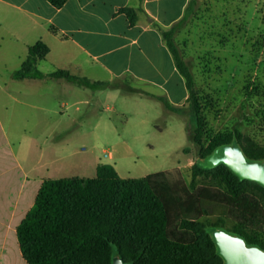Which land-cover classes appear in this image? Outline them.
Listing matches in <instances>:
<instances>
[{"label": "rangeland", "instance_id": "1", "mask_svg": "<svg viewBox=\"0 0 264 264\" xmlns=\"http://www.w3.org/2000/svg\"><path fill=\"white\" fill-rule=\"evenodd\" d=\"M176 42L192 71L208 130L216 134L239 129L264 147V0H198ZM20 67V59L13 57L11 64H0V119L15 149L29 163L41 162L40 173L46 174L44 167L58 160L47 178L93 177L99 164H109L123 178L177 168L191 189L213 184L212 174L193 177L196 152L187 135L194 118L186 107L173 113L146 95L51 79L29 99L56 108L44 121L43 114L18 101L20 82L11 74ZM39 69L54 68L45 61ZM112 82L124 86L120 78ZM132 86L147 89L137 82ZM65 111L71 117L59 119ZM53 134V141L46 143ZM243 188L264 206V192L253 183Z\"/></svg>", "mask_w": 264, "mask_h": 264}, {"label": "trees", "instance_id": "2", "mask_svg": "<svg viewBox=\"0 0 264 264\" xmlns=\"http://www.w3.org/2000/svg\"><path fill=\"white\" fill-rule=\"evenodd\" d=\"M60 8L67 0H48ZM198 0H189L181 19L162 37L175 65L184 77L189 97L174 106L165 96L151 95L173 113L186 107L194 118L188 142L195 147L193 177L212 174L213 184L191 189L179 169L123 178L109 164H99L93 177L70 176L44 179L34 203L16 227L23 258L28 264H113L120 257L126 264H225L212 232L224 229L241 236L248 245L264 250V206L246 192L244 183L226 165L204 167L217 148L237 142L248 160H264V147L239 129L212 133L202 101L194 91L190 66L176 42V34L196 12ZM131 23L136 17L127 11ZM48 47L41 41L30 46L13 77L65 80L92 90L141 91L131 77L120 78L124 86L93 81L67 70L41 72L38 61ZM138 83V82H137Z\"/></svg>", "mask_w": 264, "mask_h": 264}, {"label": "crops", "instance_id": "3", "mask_svg": "<svg viewBox=\"0 0 264 264\" xmlns=\"http://www.w3.org/2000/svg\"><path fill=\"white\" fill-rule=\"evenodd\" d=\"M188 2L67 0L56 8L48 0H0V64H11L12 57L22 64L28 48L41 41L49 52L38 61V69L42 62L49 61L54 68L51 72L67 70L93 81L112 82L128 76L147 87L140 95L165 96L180 107L187 103L189 91L162 30L183 17ZM127 11L136 17L134 23ZM14 72L12 80H18ZM49 80H18V101L43 114L44 121L49 119L46 115L57 113L56 108L29 99L37 94L35 88H42ZM60 82L62 88L69 87ZM69 88L73 92V87ZM3 90L11 95L8 89ZM66 104L61 102L62 106ZM60 115L59 119L70 118L71 112ZM54 134L46 138V143L53 141ZM56 162L54 159L46 165L50 167H44L46 174L40 173L41 162L31 164L26 154L15 149L0 119V264H28L19 248L16 227L32 207L43 180L56 170Z\"/></svg>", "mask_w": 264, "mask_h": 264}, {"label": "water", "instance_id": "4", "mask_svg": "<svg viewBox=\"0 0 264 264\" xmlns=\"http://www.w3.org/2000/svg\"><path fill=\"white\" fill-rule=\"evenodd\" d=\"M221 163L239 179L254 181L264 187V160H248L237 142L214 150L204 163V167L214 168ZM212 235L225 264H264V250L248 245L241 236L221 228L215 229ZM113 264L126 263L116 256Z\"/></svg>", "mask_w": 264, "mask_h": 264}, {"label": "built area", "instance_id": "5", "mask_svg": "<svg viewBox=\"0 0 264 264\" xmlns=\"http://www.w3.org/2000/svg\"><path fill=\"white\" fill-rule=\"evenodd\" d=\"M111 155L109 153H106L105 154V157H110Z\"/></svg>", "mask_w": 264, "mask_h": 264}]
</instances>
